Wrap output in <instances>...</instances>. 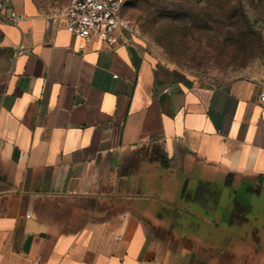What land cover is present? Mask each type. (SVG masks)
<instances>
[{"label":"crops","instance_id":"1","mask_svg":"<svg viewBox=\"0 0 264 264\" xmlns=\"http://www.w3.org/2000/svg\"><path fill=\"white\" fill-rule=\"evenodd\" d=\"M68 2L0 19V264H264L260 80L86 42Z\"/></svg>","mask_w":264,"mask_h":264},{"label":"rangeland","instance_id":"2","mask_svg":"<svg viewBox=\"0 0 264 264\" xmlns=\"http://www.w3.org/2000/svg\"><path fill=\"white\" fill-rule=\"evenodd\" d=\"M131 35L199 80L252 76L264 88V0H127Z\"/></svg>","mask_w":264,"mask_h":264},{"label":"built area","instance_id":"3","mask_svg":"<svg viewBox=\"0 0 264 264\" xmlns=\"http://www.w3.org/2000/svg\"><path fill=\"white\" fill-rule=\"evenodd\" d=\"M13 0H0V19L17 22L22 15L10 7ZM127 0H69L57 12L65 29L84 39L103 40L109 44L119 41L121 35L131 33L132 23L122 15ZM117 77V74L115 75ZM260 99L264 101V88Z\"/></svg>","mask_w":264,"mask_h":264},{"label":"trees","instance_id":"4","mask_svg":"<svg viewBox=\"0 0 264 264\" xmlns=\"http://www.w3.org/2000/svg\"><path fill=\"white\" fill-rule=\"evenodd\" d=\"M127 2V1H126Z\"/></svg>","mask_w":264,"mask_h":264}]
</instances>
